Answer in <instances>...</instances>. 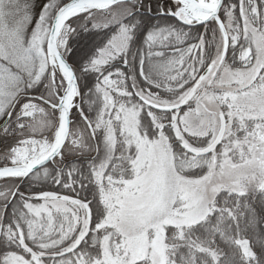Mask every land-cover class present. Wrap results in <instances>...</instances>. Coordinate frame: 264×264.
I'll list each match as a JSON object with an SVG mask.
<instances>
[{
  "label": "snow or ice",
  "instance_id": "obj_1",
  "mask_svg": "<svg viewBox=\"0 0 264 264\" xmlns=\"http://www.w3.org/2000/svg\"><path fill=\"white\" fill-rule=\"evenodd\" d=\"M0 264H264V0H0Z\"/></svg>",
  "mask_w": 264,
  "mask_h": 264
}]
</instances>
